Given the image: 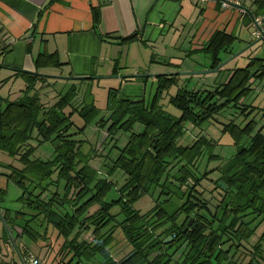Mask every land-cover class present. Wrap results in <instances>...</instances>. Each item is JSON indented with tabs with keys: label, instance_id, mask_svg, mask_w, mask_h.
<instances>
[{
	"label": "trees",
	"instance_id": "obj_1",
	"mask_svg": "<svg viewBox=\"0 0 264 264\" xmlns=\"http://www.w3.org/2000/svg\"><path fill=\"white\" fill-rule=\"evenodd\" d=\"M253 7L254 11L240 16L247 19V27L256 19L264 21V0H255ZM136 37L132 34L117 40L128 44ZM237 40L235 34L223 31L211 36L202 49L210 60L208 70L219 66L220 54ZM259 43L264 46V41ZM11 51L0 37V71ZM33 64L36 73L62 66L56 53L39 54ZM167 65L179 69V65ZM224 67L217 73L225 72V78L213 91L179 88L169 97L168 105L180 113L178 118L160 104L164 95L178 86L180 77L171 75L155 78L149 101L144 92L141 97L120 98L118 90H109V115L98 121L102 111L93 100H77L76 82L49 105L42 103L38 94L48 79L13 71L12 77L21 79L24 89L13 101L0 96V154L15 161V165L0 164V169L7 171H0V264H14V252L19 262L26 264L34 255L24 247L25 240L54 247L52 239L56 240L54 264H264V232H258L264 224V107L246 103L264 83V57L249 59L244 68ZM138 79L143 87L149 80ZM8 80H1L0 87ZM229 108L244 118L254 117L242 128L233 121L223 126L222 134L229 136L235 148L229 160L216 156L218 145L204 137L179 145L187 125L199 126ZM74 115L84 123L76 134L84 133L96 121L111 142H116L118 134H129L106 173L89 165L91 157L82 154L83 142L69 133ZM257 116L260 124L255 121ZM136 124L143 126L142 132H133ZM33 141L38 146L49 143L53 158H34L38 146H33ZM204 159L223 162L200 172L199 163ZM116 171L124 180L116 189L117 199L107 203ZM214 171L218 178L211 181L213 189L206 197V190L200 189L202 181H210ZM10 186L20 193L15 201L18 210L3 207ZM145 196L154 203L141 213L134 204ZM114 207L119 208L117 214H111ZM115 229L129 247L122 256L110 249ZM167 238L171 241L164 244ZM40 259L46 264V259Z\"/></svg>",
	"mask_w": 264,
	"mask_h": 264
},
{
	"label": "crops",
	"instance_id": "obj_2",
	"mask_svg": "<svg viewBox=\"0 0 264 264\" xmlns=\"http://www.w3.org/2000/svg\"><path fill=\"white\" fill-rule=\"evenodd\" d=\"M254 1L0 0V37L12 48L3 59L7 69L1 70L35 72L37 55L56 53L62 66L44 70L58 69V75L67 77L123 76L120 67L126 65L132 46L162 43L167 38L174 45L182 41L174 50L191 59L203 53L215 32L235 34L238 42L242 27L252 28L240 16L254 11ZM224 2L228 8L222 7ZM132 34L136 39L119 44L117 39ZM155 55L153 63L157 64ZM126 82L130 85L120 80L119 90L137 87Z\"/></svg>",
	"mask_w": 264,
	"mask_h": 264
},
{
	"label": "rangeland",
	"instance_id": "obj_3",
	"mask_svg": "<svg viewBox=\"0 0 264 264\" xmlns=\"http://www.w3.org/2000/svg\"><path fill=\"white\" fill-rule=\"evenodd\" d=\"M260 21L262 24H264V21H262L261 19ZM252 32L253 28L242 27V29L240 30V40L233 44V46L228 51L220 54V59L222 60V62H225L243 52L241 53V55L229 62L226 67H224V70L244 68L247 65L249 59L262 57V52H264V46L261 45L262 43L256 42L258 39H254L251 36ZM168 42L170 41L167 38L162 43H149L144 46L143 44L142 46H132L133 48H131L130 57L128 58L126 65H123L122 63L120 71L124 74L122 77L128 79L127 81H132V83H136L137 87L134 89L126 86L125 88L119 90L120 80L113 78L107 79V77L105 78V76H100L105 79H101L99 77L100 79L94 80L91 83H84L81 85H78L77 81H65L59 79L57 80L56 78V80L48 79L47 83L44 84V87L39 89L38 94L40 100L44 104L52 105L56 102V97L58 94H65L67 90L71 87L70 85H73L76 82L75 85L79 87V97L77 100H79L80 102L81 98L84 99L86 103L93 100L95 106L102 111L100 117L97 119L98 121L101 118L106 119L109 115V113L106 112L109 90H118L120 98L141 97L144 92L145 100L149 101L155 90V79L149 78L148 82H146L145 86L143 87V84L138 79L140 76L149 74L157 75L175 74L179 72L208 71V67L210 66V60L208 59V56L206 54L200 53L191 57V59H186V57L183 56L181 52L176 51L182 45V41L175 45L173 44L174 42L171 44ZM174 47H176V50H174ZM144 50L147 51V54L143 52ZM152 55H155V57L157 58V64H154L150 61ZM168 62L173 65H180L179 69L181 68V71H177V69L168 66ZM136 67L140 68L139 73L135 72ZM41 72L38 74L47 75L51 77H67L64 75H58L60 74L58 69H43V71ZM13 73L14 72L10 70L0 71V81L6 79L7 76L10 78L8 82L4 83L0 87V96L2 98L9 99V101L17 99L20 96V91L24 89V82L21 79L13 78ZM225 75V72H218L207 75L181 76L178 81V86L172 87L168 94L164 95V98L160 103L163 110L168 114L172 115L173 117L178 118L180 116V113L172 106L168 105L169 97L174 96L177 89L181 88L187 91H213L218 84L223 82ZM124 82L126 83V85H130L125 80L123 81V84H125ZM63 87L65 89H62ZM79 102L77 101V103ZM246 103L247 105L264 107V83L258 85L254 89V92L248 98ZM65 113H70V109L67 108L65 110ZM238 113L239 111L229 108L226 109L223 113L215 116L214 119L205 121L199 126L194 127L191 125H187V132L185 133V136L179 141V145L186 146L189 145L192 140L204 137L205 139L213 141L218 145L215 150L216 156H219L224 161L229 160L232 156H234L235 148L232 146V142L229 136L226 134H222L223 126L228 122L233 121L236 125L242 128L248 120L254 118L252 116L244 118L242 116H239ZM71 120L73 122V127L70 129L69 133L75 134L73 139H75L76 141L83 142L81 148L82 154L89 155V157H91L89 165L94 169L106 173L111 167V163L117 158L119 150L125 146L129 134H118L116 142L115 140L113 142L106 140L105 132L100 131L96 126L97 121L86 127L84 133L76 134L80 129L83 128L84 123L76 115L72 116ZM255 121L260 124L258 116L255 117ZM142 130L143 126L141 124H136L133 128L134 133L142 132ZM31 144L36 147L38 146L35 141H33ZM114 145L116 146L115 148H113ZM53 156L54 154L52 146L49 143H44L38 146L34 158L40 159L42 161H48L51 160ZM222 160H214L207 162V160L204 159L202 162L199 163V171H210L216 168L221 162H223ZM14 162L15 161L13 159L7 157L5 154H0V164L15 165ZM0 171L5 174L7 173V171L4 169H0ZM217 178L218 173L214 171L212 172V174L209 175L210 181H202V186L200 189L203 191L206 190V197L209 196V190L213 189V183L211 181H215ZM111 180L114 183V187L113 190L106 197L107 203L117 199L116 189L122 184L124 179L122 173L120 171H116ZM19 194V191L15 189V187L10 186L9 196L3 207H7L11 210H18L19 205H17L15 201ZM153 203V198L145 196L134 204V208L136 210H140L141 213H144L153 206ZM118 212V207H114L111 210V214H117ZM258 232H264V224H262ZM114 236V244L112 247H110V249H112L115 253H119L120 256L124 255V253L126 252L128 253L129 247L127 246L126 241L122 237V234L119 229L114 230ZM52 242L53 246L56 247V240L52 239ZM23 245L29 253L33 254L38 258L46 259V264L47 261L50 262L49 264H54L57 262L56 260H53L55 255L54 247L48 246V248L46 247L45 243L39 242L33 244L29 243L26 240L23 242ZM231 255H233V251L231 252ZM11 259L13 260L14 264H21L19 262L17 253L14 252V257H12ZM11 262L12 261L10 260V263Z\"/></svg>",
	"mask_w": 264,
	"mask_h": 264
},
{
	"label": "water",
	"instance_id": "obj_4",
	"mask_svg": "<svg viewBox=\"0 0 264 264\" xmlns=\"http://www.w3.org/2000/svg\"><path fill=\"white\" fill-rule=\"evenodd\" d=\"M260 41H264V35H262L256 42H260ZM245 51V50H244ZM243 53V52H241ZM238 54L237 56L235 57H232L231 59H229L228 61H225V62H221L219 64V66L214 69V70H208V71H199V72H179V73H175V74H157V75H143V76H140L139 78H158V77H161V76H171V75H177L179 77L181 76H193V75H207V74H214V73H217V71L221 70L224 66H226L229 62H231L233 59H235L236 57H238L239 55ZM2 67V66H1ZM2 69H7L6 67H2ZM18 72H22V73H28V74H31L35 77H39V78H44V79H55L57 78V80H65V81H68V80H71V81H86V80H89V79H93V80H97V79H100V78H96V77H93V78H90V77H51V76H47V75H40L36 72H31V71H24V70H19ZM106 78V77H105ZM105 78H101V79H105ZM108 78H113V79H117V80H123L124 77L122 76H113V77H107ZM219 186L224 188V186L222 185V183H219ZM171 241V238L167 239L164 241V244H167ZM131 257V255L129 257H127L124 261L128 260L129 258Z\"/></svg>",
	"mask_w": 264,
	"mask_h": 264
},
{
	"label": "built area",
	"instance_id": "obj_5",
	"mask_svg": "<svg viewBox=\"0 0 264 264\" xmlns=\"http://www.w3.org/2000/svg\"><path fill=\"white\" fill-rule=\"evenodd\" d=\"M223 7H225V8L228 7L226 2L223 3ZM262 25H264V24H262L259 19H256L253 22L252 26H253L254 30H253L251 36L254 39H259L262 35H264V26H262ZM26 264H41V262L39 259L35 258L34 256H30V257H28Z\"/></svg>",
	"mask_w": 264,
	"mask_h": 264
}]
</instances>
